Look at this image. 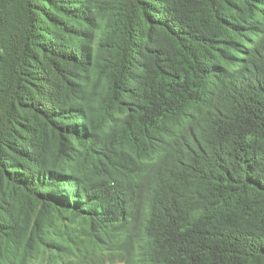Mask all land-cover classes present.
<instances>
[{
	"label": "trees",
	"instance_id": "1",
	"mask_svg": "<svg viewBox=\"0 0 264 264\" xmlns=\"http://www.w3.org/2000/svg\"><path fill=\"white\" fill-rule=\"evenodd\" d=\"M64 218L264 264V0H0V264Z\"/></svg>",
	"mask_w": 264,
	"mask_h": 264
},
{
	"label": "rangeland",
	"instance_id": "2",
	"mask_svg": "<svg viewBox=\"0 0 264 264\" xmlns=\"http://www.w3.org/2000/svg\"><path fill=\"white\" fill-rule=\"evenodd\" d=\"M96 235L88 233L77 220L64 218L53 227L50 238L68 239L71 248H47L28 264H124L128 253L140 246V241L133 235L112 238L101 233Z\"/></svg>",
	"mask_w": 264,
	"mask_h": 264
}]
</instances>
